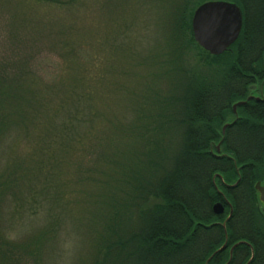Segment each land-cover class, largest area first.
Segmentation results:
<instances>
[{
    "label": "trees",
    "instance_id": "trees-1",
    "mask_svg": "<svg viewBox=\"0 0 264 264\" xmlns=\"http://www.w3.org/2000/svg\"><path fill=\"white\" fill-rule=\"evenodd\" d=\"M209 1L234 3L243 13L237 42L216 57L199 48L192 30L194 12ZM178 13L167 64L175 88L163 101L146 81L137 122L123 130L126 147L100 157L108 171L80 161L105 139L91 130L100 115L91 94L76 89L45 122L46 135L34 137L35 147L42 144L31 164L23 169L14 160L0 177V205L13 201L11 216L43 209L48 218L28 245L0 237V264H42L45 242L63 230L62 212L82 205L70 198L72 175L79 189L95 187L88 223L98 222L100 232L87 264H264V207L255 190L264 184V0H185ZM188 49L200 71L188 70ZM24 71L0 68V136L24 123L25 107L38 115L34 75ZM251 97L259 101L235 115L233 106ZM169 136L180 140L174 151ZM217 204L225 209L219 217Z\"/></svg>",
    "mask_w": 264,
    "mask_h": 264
},
{
    "label": "rangeland",
    "instance_id": "rangeland-1",
    "mask_svg": "<svg viewBox=\"0 0 264 264\" xmlns=\"http://www.w3.org/2000/svg\"><path fill=\"white\" fill-rule=\"evenodd\" d=\"M184 3L0 0V68L25 69L27 75L33 72L31 91L39 103L37 117L25 107L24 123H12L0 136V151L4 148L0 153V177L14 160L25 169L29 155L39 152L42 144L35 147L34 137L46 135L45 122L54 118L62 101L71 100L76 89L91 94L100 114L91 130L105 139L101 148L95 147L86 157L81 155L80 161L86 169L99 166L108 171L109 162L103 163L100 157L110 149L121 152L126 147L123 130L137 122L136 106L138 97L145 95L146 81L152 86L150 93L163 101L175 88L167 67L172 48L169 39L172 26L180 22L176 14L184 9ZM188 53V70L200 71L196 54L190 49ZM168 139L169 147L176 150L180 140L173 136ZM140 147L143 149L142 143ZM69 181L71 200H79L82 205L62 212L63 230L56 239L45 242L42 264H87L99 236L98 222L88 223L89 214L94 213L87 206L95 193L94 185L88 182L79 189L73 175ZM12 203L7 202L10 207ZM9 206L0 205V237L15 247L28 245L30 242L24 241L37 236L48 218L43 209L36 217L21 212L13 217ZM16 254L20 257L21 250H15Z\"/></svg>",
    "mask_w": 264,
    "mask_h": 264
},
{
    "label": "water",
    "instance_id": "water-1",
    "mask_svg": "<svg viewBox=\"0 0 264 264\" xmlns=\"http://www.w3.org/2000/svg\"><path fill=\"white\" fill-rule=\"evenodd\" d=\"M243 29L242 10L234 3L226 1H209L199 6L194 12L192 19V30L195 43L210 56H221L229 51L238 40ZM251 99L259 101L258 98H248L233 106V112L237 115V109L245 106ZM231 124L224 126V131ZM259 196V202L264 207V184L258 183L255 187ZM216 216H222L225 209L222 204L213 208ZM232 215V210L228 219ZM236 247V246H235ZM234 247V248H235ZM233 248V249H234ZM225 246L220 249L223 251ZM231 250V253L233 251Z\"/></svg>",
    "mask_w": 264,
    "mask_h": 264
},
{
    "label": "flooded vegetation",
    "instance_id": "flooded-vegetation-1",
    "mask_svg": "<svg viewBox=\"0 0 264 264\" xmlns=\"http://www.w3.org/2000/svg\"><path fill=\"white\" fill-rule=\"evenodd\" d=\"M225 213V212H224ZM224 215V214H223Z\"/></svg>",
    "mask_w": 264,
    "mask_h": 264
}]
</instances>
